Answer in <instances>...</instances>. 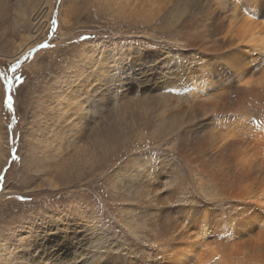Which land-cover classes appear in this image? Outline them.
I'll return each instance as SVG.
<instances>
[{
  "label": "rangeland",
  "instance_id": "374dc122",
  "mask_svg": "<svg viewBox=\"0 0 264 264\" xmlns=\"http://www.w3.org/2000/svg\"><path fill=\"white\" fill-rule=\"evenodd\" d=\"M245 1L0 0V264H94L93 256H104L110 244L121 264L126 257L157 263L151 225L163 223L167 211L169 220L185 208L194 215L208 211L215 221L235 214L233 203L241 200L224 190L240 182L237 170L247 163L264 181V150L254 159L241 156L243 150L239 159L218 154L221 166L181 131L202 127L205 136L244 119L253 132L264 128V92L231 93L227 111L216 113L194 109L189 93L195 82L213 87L207 80L221 53L223 26L242 18ZM197 5L202 18L188 13L187 22L175 20L176 8ZM38 24L43 29L33 35ZM262 55L250 52L254 64L244 72L256 85L264 77V61L256 58ZM236 162L240 167L231 168ZM249 183L251 190L259 184ZM216 232V241L226 240Z\"/></svg>",
  "mask_w": 264,
  "mask_h": 264
},
{
  "label": "bare ground",
  "instance_id": "6f19581e",
  "mask_svg": "<svg viewBox=\"0 0 264 264\" xmlns=\"http://www.w3.org/2000/svg\"><path fill=\"white\" fill-rule=\"evenodd\" d=\"M242 1H244V0H242ZM245 4L247 5L246 13L245 14L242 13L241 19H237V17H236L237 20H235L234 22L231 21L229 23H227V19L225 22L221 21V22H223L222 24L227 23V25L223 26V28L226 29L225 30L226 32L224 31V35H223L222 40H221V46H222V48L220 50L221 53L216 54L214 56V59H212V60H214V62L211 64L212 68L210 69V72L213 76V80H212V78H211V80H207L209 82V85H211L213 87L206 86L205 85L206 83H204L203 81L199 82V84H197L196 82H195L196 84L195 83L193 84L192 82L189 81L191 79L190 77H188L187 79L184 80V84L187 86L188 90H189L190 85H192V84L195 85L194 89L190 90L189 93H191V95H193V97H195L194 102H193L194 103L193 108L200 111V112L205 111V110L213 111L214 109H218V112L227 111L226 107L228 106V102L227 103H225V102L228 100L229 95L231 93H241V94H245V95L247 94V96H248L249 93H255V92H259V91L264 92V77L261 78V81H258L255 78L256 77V75H255L254 78L257 80V81H255V82H257V85H256L255 83H253L252 80H246L247 77L244 75V72L247 71L248 69H250L247 66L254 64V62L250 61V59H251L250 52H258V53L264 52V0H246ZM176 7H177V5H176ZM39 8H40V5H39ZM193 9L192 8L191 9L185 8V9L181 10L179 8L178 9L176 8L175 10H177L178 12L175 15V20H177L178 23H181V24L187 22V20L189 18L188 13H190V15H192V16L196 15L197 18H200L201 17L200 14L202 13L201 12L202 7L200 5H197ZM38 11H36L37 14H38ZM225 18H227V17H225ZM213 19L216 20V18H213ZM218 20H219V18H218ZM253 21L254 22H261V25H263V27L258 28V25H256ZM214 22H212V23H214ZM219 22H220V20H219ZM217 23H218V21H217ZM37 29H38V33H40L43 28L41 26L39 27V24H38L36 29L34 30L33 35H35V31ZM219 31L217 32V30H216L217 33H219ZM211 33L213 34V31H211ZM225 33L227 35H225ZM219 35H220V33H219ZM202 36H204V35H202ZM202 39H203V37H202ZM208 40H211V39H208ZM242 45H245V48H242ZM26 49H28V45L25 46V48L21 50L20 55H22L24 52H26ZM224 49H225V51L223 52L222 50H224ZM211 50H209V51H211ZM207 51H208V49H206V52ZM256 58L259 61H264L263 55H262V57L258 56ZM256 58L253 57V60H255ZM262 66L263 65L258 66V64L255 65V69H257V72H259L258 69H260ZM254 72L255 71H254V66H253V74H254ZM263 73H264V71H263ZM263 73H260V74H263ZM100 76H102V75H100ZM258 76H263V75H258ZM205 77H207L208 79L210 78V76L208 77L206 75H205ZM251 78H252V76H251ZM87 90H89V89H87ZM261 99H263V97H261ZM66 100H67V98H66ZM258 101L256 100V102H258ZM261 101H264V100H261ZM65 104H66V102H65ZM216 112L217 111L214 110L212 113H216ZM212 116L213 115H211V117ZM82 119H84V118L82 117ZM236 120H237V118H236ZM249 121H250V119H249ZM249 121L244 119V120H242V123L240 121L239 123L231 124L232 123L231 122L230 125L228 124V126L226 123H224L223 126L221 127V129L220 130L218 129V131H214L213 134H210L207 132H205V134L203 133L205 136L200 135L201 134L200 131H202V127L200 128V130L198 132H194L191 130H189V131L185 130L186 127L183 131H181V130L180 131L182 132L181 135L183 138L186 139V136H187V139H189L188 136H190V140H188L187 142L191 143V145H192L191 147L198 148L197 150L195 149L196 151L201 150L202 153L209 154L208 156L210 157V159L212 157L214 158V156H217L218 154H221V153H229V155L232 156V159L234 156L238 158V156L240 155L238 153L239 150H243V153H241L242 154L241 156H245V157H248V156H251V157L254 156L255 157L256 156L259 158L260 155L263 154L262 151L264 150V128H261V129L259 128L260 130L253 132L249 129ZM72 125H74V122L72 123ZM73 130H74V128H73ZM237 132L238 133L240 132V134L239 135L236 134ZM71 133H73V132H71ZM75 135H76V133H73L72 139H74V140L76 139V138H74ZM77 137H78V135H77ZM68 138L71 139V136ZM180 138H181V136H180ZM183 138H182V140H183ZM233 138H234V141H232ZM237 138H238V140H237ZM71 142H73V141H71ZM76 142L77 141H75V143ZM49 144H51V143H49ZM66 145H69V143ZM73 145H74V143H73ZM179 145H181V143H179ZM182 145H183V149H184L186 144H182ZM46 146H50V145H46ZM188 147H189V145H188ZM68 148H69V146H68ZM179 149H180V146H179ZM183 149L181 148V150H183ZM206 149L208 151H205ZM201 151H200V153H201ZM179 152H180V150H179ZM183 152H184V150L181 151L179 154L181 155V153H182V156H183ZM184 153L186 154V152H184ZM196 153L197 152H195V154ZM210 154L213 156H210ZM197 155H200V154L197 153ZM224 155L226 157V154H224ZM202 156H204V155H202ZM202 156H200V157H202ZM188 157L189 156L187 155V158ZM228 157L229 156H227V158ZM216 158L218 159L219 157L217 156V157H215V159ZM248 159H246V160H248ZM252 159H254V158L252 157ZM219 160H221V159H219ZM235 160L238 161L237 159H235ZM204 161H205V159H204ZM244 161H245V159H244ZM261 161H263V160H261ZM189 162H191V161H189ZM210 162H212V161L209 160V163ZM218 162L222 166V163H220V161H218ZM249 163H251V162H249ZM172 164L175 165L174 163H172ZM203 165L205 166V164H203ZM203 165H201V166H203ZM258 165H257V167H258ZM210 166H212V164ZM226 166L228 167L230 165H226ZM205 167H207V166H205ZM224 167H222V168H224ZM239 167H240L239 162H236L235 167L233 165L231 166V168H235V169H238ZM173 168L176 169L177 167L174 166ZM202 168H204V167H202ZM207 169L209 170V168H207ZM228 169H229V167H228ZM254 169H252V164L250 167V166H248V163H247V165L244 166L243 169L239 168V170H237L238 172L235 170V172L238 173L237 175L240 177V182L237 181L238 182L237 183V182L232 180V183H230L231 186L227 189L225 188L224 192L226 195H228V197L230 195H235L236 198H239V200H241L240 203H233V205H234L233 207L235 208L236 212L232 216L227 217V220H225V221L211 220L209 215H208V211L202 210V212H199L196 215H194L193 214L194 212L191 213V211H187L188 208L187 209L185 208L182 212L179 211L182 214L181 217L172 218V220H169V219H171V214H170V211H167L166 212L167 214L164 217L165 221L163 223L159 222V225L161 223V227L159 230L156 229V226H159L156 223H155L156 225L155 224L151 225V227L153 226L152 230L153 229L155 230V235L152 238L156 239L155 240L156 245L152 249V256L154 257V259H156L158 261H157V263H149V264H264V217H263L264 212H261V210L263 209V205H264V181L259 179L258 177H256V173L253 174ZM263 169H264V167H263ZM210 170H212V169H210ZM226 171H228V170L226 169ZM202 172H203V169H202ZM172 174H170V175L172 176ZM197 174H199V173H197ZM261 174H263V173H260V175ZM223 175H224V173H223ZM215 176H218V175L216 174ZM219 176H220V174H219ZM261 177H262V179H264V175H262ZM258 179L261 181H258ZM249 181L251 182V183H249V184H251V187L254 186L253 184H255V182H259L257 188L251 190L250 186L248 185ZM127 183H128V181H127ZM210 183H212V182H210ZM197 184L199 185V183H197ZM227 184H228V182H227ZM225 186H226V184H225ZM211 187H212V185H211ZM254 188H255V186H254ZM174 191H176V190H174ZM151 192H152V190H151ZM176 193H177V191H176ZM217 194L219 195V193H217ZM172 195H174V194H172ZM235 197H233V198H235ZM146 200H147V198L145 199V201ZM172 201H173V199H172ZM211 201L208 203L211 204ZM145 203L147 204V202H145ZM150 204H151V202H150ZM181 208H183V207H181ZM226 210H227V208H226ZM160 218H161V216H160ZM257 219H258V223L261 224L260 225L261 227L260 226H256V227L254 226V228H253V222L256 221ZM149 223L152 224L153 222L150 221ZM256 229L260 230V231H258V233H256V235H254L253 233ZM218 230H222L223 233L227 234V237H225V238L222 237L223 239H226V240L216 241L217 237L215 236L214 233H217L216 231H218ZM246 233H248L249 240L248 241L244 240L245 242H242L243 238H245L244 235H246ZM218 234H220V233H218ZM149 235H150V233H149ZM242 236H244V237L242 238ZM164 237L166 238V241L162 244L161 240ZM216 242H218V245H216ZM158 243H159V245H157ZM110 246H112V244H110L107 247V250H106L107 252L105 253L104 256L102 254L94 255L93 256L94 259H92L93 261L91 260L92 263H94V264H121L119 261L115 260L114 257H112L111 248H109ZM17 257H19V256H17ZM31 257H32V255H31ZM31 261L32 260H30V263H31ZM13 263L16 264V262H13ZM26 263H28V262H26ZM136 263L137 262H130L128 257H126V260L123 264H136ZM139 263H141V262L139 261Z\"/></svg>",
  "mask_w": 264,
  "mask_h": 264
},
{
  "label": "snow or ice",
  "instance_id": "6c2138e0",
  "mask_svg": "<svg viewBox=\"0 0 264 264\" xmlns=\"http://www.w3.org/2000/svg\"><path fill=\"white\" fill-rule=\"evenodd\" d=\"M16 79H20L21 83L23 82L21 78H16ZM7 87L10 88L11 87V82L8 81L7 82ZM5 104L8 108H11L12 107V104H13V101H12V98L11 96H8L6 101H5ZM17 157L15 156V154L13 153V159H16ZM3 178L0 177V180H2Z\"/></svg>",
  "mask_w": 264,
  "mask_h": 264
}]
</instances>
